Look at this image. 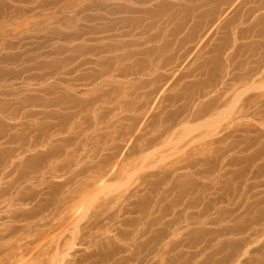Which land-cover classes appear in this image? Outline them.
<instances>
[{"label":"rangeland","instance_id":"374dc122","mask_svg":"<svg viewBox=\"0 0 264 264\" xmlns=\"http://www.w3.org/2000/svg\"><path fill=\"white\" fill-rule=\"evenodd\" d=\"M57 1L55 0V2H57L58 4L56 3L54 5H47L44 8V6L41 7V4L43 3L42 0L41 4L39 5V7L41 8L39 7L37 8L36 5H34V7L37 8V9L35 8L36 11L35 9H33V5L30 4L31 5L30 7L33 9L31 10L32 12H28L29 14L22 12L23 13L22 15L17 14L18 17L15 15L12 18L9 15H8L9 17L6 18L7 17L6 13L8 12V10H6L7 8L6 4L8 5L10 4L11 9H13L12 8L13 6H15L14 9L15 8L18 9L17 6L19 8L22 7L20 6L21 5L20 3L22 2L17 3V1H15L16 3L15 2L11 3V1L8 0L6 1V4L2 3L1 4L2 6H0L1 8L0 10H2L1 13L3 12V17L4 15H6V17H4L5 19L3 18L4 21L2 18H0V21L1 20L3 21V23L2 21L0 22V32H1L0 42L3 41L4 44L6 43L8 45L10 44L9 46L6 45L7 46L6 48V46L1 43L2 47H0V60L3 59L2 60L3 62L1 63L2 64L5 63V64L4 65L0 64V71H3V73L0 72V84H4L3 81H5L6 84L7 83L9 84L10 80L12 81L11 82L12 86H10L11 87L10 89L9 87L8 88L1 87L0 90L1 91L6 90L7 92L13 90V92L15 93L18 91L17 89H19V91L21 90L18 96L13 94L12 91L11 92L13 95L10 92L11 95L7 94L6 96H2V93L0 92L1 93L0 95V109H1L0 110V173L2 172L1 173L2 177L0 174V264H264V114H262L261 111L258 113V115L255 116L256 118H254V116H251L250 111H248L249 113L248 115H250V118H248L249 116L246 115L247 111H243V115L245 112L246 116L244 115L243 118L240 117V119H234V121L237 120V122L239 123V127L241 126L242 128H239L238 130L235 131L233 129V126L237 125V123L235 125H233L232 123L233 125L232 127H227L226 125L228 124L229 126V124H231L230 120L233 119L232 107L234 106V104L242 105L244 102H246V97H248L247 100H251L253 97H255V95H257L258 97L256 98V101L257 100L258 101L256 105L258 104L257 106H259L257 110H260L264 107L260 101L261 98H262L261 100H263L264 98L263 97L264 94H262V92H264L263 91L264 83L263 81L262 83L260 82L262 79L260 80L257 79V82L255 80L256 84L254 82V84L243 85L246 87L243 86H241V88L238 87V90L240 89L241 91L240 90L239 92H237L238 90L236 92L234 91L235 94L233 92V96L232 93L230 92L229 95L231 96V98H229L230 96L227 95L229 100L231 101L230 103L228 101V103L225 104L227 106L222 108V110L224 109L223 112L225 111L224 112L225 114L223 113V116L220 118L222 122L219 119L218 122H216L217 124H214L215 127L214 125L210 124L211 126L214 127V129H211L213 128L211 126H209L210 128H206V129L202 128L203 130L199 129L196 132V133L199 132L198 133L199 136H197L195 132H190L191 130L195 131L193 129H190V127L196 125L194 124L195 122H190V123L188 122V124L187 122H183L181 127L187 126L186 128L187 129L189 128L188 129L189 131L188 130L186 131V129H184L183 131L182 130L184 128L183 127L182 129H179L178 132V128L180 126L177 125L178 126V127L176 126L177 133L174 136L175 140L172 139L173 137L172 138L170 137L171 140L165 139V141L164 139L163 140L160 139L156 143L157 146L155 145L156 148L150 146L141 153L135 152L134 154L136 155L133 154L135 157L132 155L131 159L129 158L130 160L129 159H128L129 161L127 160V163H125L126 161L121 162V156L123 157L124 153H126V151H128L130 147H134V146L137 147L139 143H146L147 141H149L152 137H154V135H156V130L158 131L157 127L160 129L166 127V125L170 120V117L167 118L169 116L168 112L169 114L173 113L172 115L176 114L178 117H180L179 115L188 112L187 111L188 109L185 108V111L183 109V113L181 114L177 113L181 111L180 106L185 105L188 96H192L195 94L197 88L195 81L197 80L196 78L195 79L192 78L193 80L191 78H190L191 80L188 78L190 82L188 81L187 85H186L187 79H184L186 80L185 83L184 80H181L180 82L182 83L181 84L182 87L180 85H179L180 87L177 86L178 87L176 88L177 91H173V88H170L168 86H167L168 88L165 87L166 88L165 91L163 90L164 92H162L160 96L163 95L164 104L167 105L165 107L162 101L163 99H160L159 107H161L162 110L160 108L156 109V106H154L155 108H152V105H154V101H152V99L154 98V94H153L152 95L153 98L152 96L150 98L151 101L149 99L150 104L152 103L153 104L150 106L151 110L148 109L149 104L147 105L146 110H149L146 111L147 113L145 111L140 113L139 112L133 113L130 111H122V110L121 112H119L120 110H116L115 112H109L110 109L109 107L115 104L113 102L120 101L123 103H128L134 99V96H127L125 98L119 97L117 93H121L122 89L121 86L116 84H115L116 86L114 85L116 87L115 88L111 85H105L104 83L103 84L99 83L100 81L98 82L97 80L98 84L92 83L89 85L88 83L90 79L88 78L93 76L92 68H95L94 65L92 64H88L85 65V67H81L79 71L77 70V72L79 73L73 71L74 72L73 76L76 77V75H79L78 79L80 78V74L82 75L81 78L84 77L87 78L86 80L84 79L85 81H83V79L81 78L79 80H82L80 81L81 83L85 82L88 85L82 86L83 88L79 87L78 90L73 91L75 93H73L72 90L68 91V89H65L64 87L62 88V85L58 83L59 80L57 78H60L61 76L60 71L62 70H60V66L66 67V63L65 65L63 64V62L65 61L63 60V58L65 57L64 59H66V56L68 57L69 54L72 55L73 53L71 51L74 48H75L74 50L77 51L79 49L78 47H80V45L82 44L81 46L83 47V49L80 48L77 51L79 55H76V53H74L73 61H75V63H73V61L71 62L72 64L70 65H68L67 63L69 67L68 66L66 67L68 69L71 68V70H76V68L78 67V65L76 64H78L82 58L85 59L86 57L87 58L89 57V59L92 60L93 57L91 56L92 54H90L92 51V47L89 46L94 45L93 42L94 40L93 41L89 40L88 43H86L87 40L84 41L81 40V42L80 40L79 42L78 40H76V42L74 41L73 43L72 42L68 43L60 40L56 41V39H53L50 34H49L50 38H47L49 35H46L48 34V30L46 29L40 32L35 31L36 30L35 28L39 24L41 23L43 24L44 23L43 21L47 20V18L45 17L48 16L49 18V16L51 17V15L53 14H55L56 16L57 15L60 16L61 14L60 15L57 14L61 11L60 5L65 6L70 3L69 0H68L69 3L66 0H64V2H66L65 4L63 0H61V2L59 0ZM77 1L78 3H81V0H76V2ZM76 2L74 1L73 3H71V5L75 4V6H77ZM85 2L84 4L87 3ZM24 3L25 2H23V4ZM3 4L5 6H3ZM26 5H27L26 7H28L29 4L26 3ZM2 7L3 9L5 8L6 11H3ZM52 7L55 8L53 9ZM51 9L54 11H51ZM262 11L263 14H261ZM262 11L259 15L262 18H259V16H258L259 19L256 18L257 15L259 14L258 12H260L258 11L256 12V14L252 15L254 17L252 18L250 17L251 18L250 20L249 18L241 16L240 13L228 12L224 17V19H226L227 17L228 18L225 20V22L227 21L225 24L226 27L223 29L222 33L220 34L213 33L211 35V39H209V42L211 41L210 46L212 45L211 48L215 44H217V41L219 42L221 41L219 39V36L225 33H226L225 34L226 39L228 38L227 40H229L230 42L225 40L226 47H224L223 50V57H226L225 56L226 54L229 55L231 53H235L236 51H238V49L241 48H242L241 50L251 49L250 51H254L257 49V47L258 48L261 47L262 44L259 43H263L264 41L261 42V40H264V38L261 39L255 36L254 37L243 36L242 38V35L238 32H240L243 29L247 30L248 28L250 29V30L248 29V31L251 32L252 31L256 32L257 30L262 32L264 30L263 27L264 10ZM33 13L36 14L32 16L31 14ZM42 14L43 15L45 14L44 15L45 20L40 22L38 20H42L41 18L43 16L40 19H38V17L41 16ZM66 14L68 13H65L64 15L67 16ZM69 14L72 15V13ZM229 14H231V16H229ZM237 14L239 17H242L243 21L245 20L246 22L244 21L245 22L244 23L242 20H240L241 18L236 17ZM233 16L236 18L233 19ZM71 17H73V15ZM34 18L39 23L33 20ZM252 19L253 20L256 19V20L253 21ZM231 20L236 23L237 21L238 23L241 22L240 27L243 24L242 26L243 28L238 27L239 24L237 23L238 25H236V23L234 22L233 23L235 24L236 27L235 26L232 27L231 25L234 24L231 22ZM251 20L253 24L252 22L250 23ZM77 21L78 22L82 21L81 17L72 18L70 19L69 22L65 21L66 23L63 22V18H62V22L61 20L60 22L61 24L63 23L64 25L63 24L60 25L58 20L56 22L52 20L51 24L56 27L61 26L60 28L62 29V31L64 32L66 31V33L68 32L69 34L70 32L73 33V30L76 28H77L76 30L78 31L79 24H80L79 30H82L81 25H84L83 28L85 27V29L86 27L89 26L90 27L95 26L93 24L94 22L93 20L86 21L85 19H83L82 22H85L83 24H81L82 22L76 23ZM91 21L93 22L90 23ZM52 22L55 23L53 24ZM56 23H58L59 26L56 25ZM94 23H96V25L102 24L101 21H96ZM12 24H16V26L13 27ZM51 24L50 25L47 24V27L48 28H50L49 26L53 27ZM74 24H76V26ZM228 24L232 27V29L231 27H229L230 29L227 27L229 26ZM258 24L261 26H259ZM32 25L33 26L37 25V26L33 28ZM9 26L12 27L8 28ZM257 26L260 27L261 29H259ZM15 27H16V33L13 32L12 34V31H15ZM90 27L88 29L92 28ZM237 27L239 28L240 31L238 30ZM1 28L3 30L4 28H6L5 29L6 31H4L6 35L4 34V36H2L3 30H1ZM33 30L34 32H32ZM225 30L226 32H224ZM234 30L236 31V33ZM232 31L235 33V34L233 33L234 35L232 34ZM42 32H44L45 34ZM40 34L41 36H39ZM42 34L44 35L42 36ZM97 35L99 36V34ZM213 35L215 36L213 37ZM235 35L237 40L234 37ZM44 36L45 37L47 36L46 37L47 40L52 39L53 41L52 40L51 42L50 40L45 41L46 39ZM230 36L234 37L232 38L233 40L231 39ZM5 37L6 40L4 39ZM22 37L24 38L26 37L25 39L27 40L23 39ZM31 37L35 39H32ZM36 37L42 39L41 40L38 38L37 40L39 41L40 44L36 41L37 39ZM250 37L251 39L254 38L255 40L254 39L253 40L256 43H254L253 40H249V39H246L248 41L245 40V38H250ZM87 38L90 39L94 37L93 35L91 36L87 35ZM242 39L245 40L246 42H244ZM226 41L229 43H226ZM240 41H242V44L239 43ZM11 42L12 44L13 42L16 43L19 42V43H17V47L13 48L15 45L13 46ZM26 42L27 44H29L28 47H30L31 46L30 43H32L35 51L33 50V46H31V48L28 49L26 44L25 47L24 44ZM44 42L47 43L45 46H44L45 44ZM236 42H238L239 44ZM104 43H106V41H104ZM42 44L44 47L43 46L41 47ZM21 46L22 47L24 46L25 48L22 49ZM234 46H236L233 49L235 51H233L232 49H231L232 51L229 50ZM243 46L246 47V49ZM19 47H21L20 49L22 50L23 53L21 52V50L18 51ZM68 47L69 48L71 47V49L69 50ZM46 48L48 50H46ZM58 48L59 50H57ZM65 48L68 49L67 50L68 54L65 51L66 50ZM85 48L86 51H84ZM49 49L50 50L54 49L55 51L51 50L50 52ZM81 49L83 50V52L86 53L88 50L87 54L89 56H87V54L85 55V53L83 54V52L80 51ZM27 51L29 53H27ZM47 51L50 52V55L47 53ZM79 51L83 55L82 54L80 55ZM40 52H43L44 54L46 52L48 54V57L46 55V58L44 59L43 58L45 57L44 54H41ZM62 52L65 53V55ZM21 53L23 54L24 57L22 56ZM24 53L26 54L24 55ZM38 53H40L41 55H38ZM29 54L32 56L34 55L35 58H37V60L35 59V63H33V65H28V66H32L33 68L35 65V68L34 69L32 68L33 70H30L31 72H29V75H33L31 77L32 79L34 77L33 79L34 81L31 82L33 86H29L32 90L29 89L28 87V89H24L26 92L28 90V92L26 93L24 91L23 93L22 92L23 88H26V85L25 84L23 85L22 80L24 79L23 82L26 83L31 78L28 77L27 71L29 70V68H27V65L25 64L26 62L25 61L23 62L22 60H24L25 58L26 61L28 62L27 56ZM209 55L210 53L208 54V56ZM28 57L30 60L32 59L31 56ZM239 58L241 59L243 58V56ZM60 59H62L63 61H61ZM199 59L196 60L193 59V60L196 62V64H199L203 60V58L201 60ZM12 60L16 62L14 63ZM42 61H43V65L40 64ZM10 62L11 63L13 62L14 65L13 63L11 64ZM32 62L34 61L31 60L29 63ZM44 63L47 64L46 65L47 68L44 66L45 65ZM58 63L60 64V66ZM22 64L23 66H21ZM36 64L37 66L38 65L40 66L42 73L45 71V69L42 68V66L45 67L46 70L48 69L47 71H45V73H48L49 70H50L49 73L55 71L52 72L51 74L53 75L55 73L54 76L56 78H54V76L51 75V78L49 77L50 79L49 78L47 79L46 76L47 74L40 73L41 70L39 69V67L36 66ZM54 64H56L55 67L59 66L56 67L57 70L54 69L55 67H53L52 69V66H50ZM222 64H224V60L222 61ZM25 65H26V69H25L26 71L24 70V72H21L23 70L21 71L19 70L20 72H18V69H21L22 67H23L22 69H24ZM48 65L52 70L48 68L49 67ZM73 66L75 69L72 68ZM207 67L208 69L211 68L210 65H208ZM88 68L91 69L90 72ZM35 69H37L38 71ZM58 69L60 71H58ZM39 73L42 74L41 77L38 75ZM26 75L28 79L25 78ZM36 75H38L37 77H40L41 80L43 79L42 78L43 76H46L42 81L43 83H41L42 85L41 87L38 84L41 82V80L40 82H38L40 78L38 79ZM128 79L129 78L124 79V81L125 80L127 81ZM79 80L76 81L77 84L80 83ZM130 80H133V78ZM50 83H53L52 85L55 86L57 85V86L52 88V85ZM70 83H75V82H70ZM106 83L112 84L109 81ZM189 83L193 85L195 90L193 89L192 85L188 87ZM45 84H47V86L51 88L50 91L52 93L49 91L48 93L50 94L45 93L48 90L47 89L45 91V88H48V87L44 88V86H46ZM93 84L96 85L93 86ZM185 85L190 89L192 87V90L194 91L188 89ZM12 87L16 88L17 91L12 89ZM57 87L60 90L56 89ZM41 88L44 89L45 91V92L43 91L44 93L39 91L41 90ZM169 88L172 89L171 90L172 93H176V95L175 94L171 95V91L168 92V90H170ZM52 89L55 91L53 92ZM62 89H64L65 91L67 90L66 91L67 94L64 95L63 98L60 97L63 94L62 92H64V90ZM89 89L91 93L88 92ZM178 90L180 91L178 92ZM98 91L99 93H97ZM183 91H186L185 92L186 94L183 93ZM250 91L252 95L249 94ZM68 92L69 93L71 92L70 94L71 95L74 94V95L71 96L70 94H68ZM79 92L81 94L83 93L86 94V95L85 94L81 95L84 98L80 96ZM163 93H165L166 95L168 94L167 97L170 98H167ZM259 95H262L261 98ZM171 96L172 97L177 96V97L174 101L173 100L170 101L169 99H172ZM183 96L186 98L183 99ZM235 98L236 101L235 100L233 101V99ZM44 99L45 101H43ZM59 99H62L63 102L62 100L60 101ZM166 99H168L167 101H170L169 105ZM204 99L203 98H201V100L198 99V102L196 99L195 101L197 103L192 100L191 101L192 104L191 103L189 104L190 106L191 105L194 106L197 104V106L193 107V109H196V107L198 108L201 103L203 104L206 101V99L205 100ZM54 100L58 105L51 106L50 105L51 103L50 104L48 103V106H51V108L46 105V101L54 102ZM178 100L180 102H178ZM70 101L73 103L76 102L77 104H73ZM172 101L175 102V104ZM256 101L254 100V102ZM110 102L112 103V105ZM194 102L195 104H193ZM70 103L74 105L73 108L71 107L72 105ZM54 104L55 103H53V105ZM229 104L231 105L230 107ZM77 105H79V108L77 107ZM82 105L84 107H82ZM175 105H177L176 107H179V111L178 109H176V107L174 108ZM163 107L165 108L163 109ZM167 107L174 109H172L171 112V109L169 111V108ZM14 108L17 110L15 111ZM9 109H11V111H9ZM152 110L154 112H152ZM174 110L175 111L177 110V112H175ZM190 110L191 109L189 108V111ZM161 112L164 115L165 114L166 115L164 116ZM47 113L49 114V116ZM260 113L261 115L259 116ZM186 115H184L183 117H185ZM11 116H13L15 119ZM94 116L96 117V120L98 118L100 123L102 122L105 123L101 125H99L100 123L97 125L93 124L91 128L87 129L88 123H91L92 121L94 123L95 119L92 121L90 120L91 118L93 119ZM101 117L104 121L101 119ZM229 117L231 118L228 119ZM106 119L107 122L105 121ZM251 119H253V121H250ZM117 120H120V123L121 121L124 123H122L120 127H118L119 126L118 124L117 128L115 129L109 126L110 123L112 122L114 123ZM240 120L241 122H239ZM248 122L250 123L251 126H248L249 125ZM115 124L117 125V123ZM139 124L140 125L143 124V125L139 126ZM183 124H185L186 126ZM189 124L192 125L190 126ZM82 126H84L86 130ZM246 126H248L249 129ZM67 128L68 129L70 128L69 129L70 132L69 130H67ZM231 128L233 131L230 130ZM181 130L183 131V134L180 133ZM200 130H202V132L204 133L200 132ZM204 130L207 133H210L208 134L209 139L207 138V136L204 139V134H206ZM65 131L68 134L65 133ZM91 132L92 133L94 132L95 134H92ZM187 132L191 136L193 133L195 134H193L194 136L191 137ZM211 132L212 134L214 132L215 134L220 133V136L219 135L217 136L216 134L215 137V135H213V137H215L213 139L211 136L212 135ZM228 132L229 133L231 132L230 135H228ZM233 132H235L237 136L236 134L234 135ZM91 134L93 137H91L90 140L88 139L89 141H86L85 136L89 138ZM177 134H181L180 136L184 135V137L179 138L178 137L179 135ZM200 134L202 136H200ZM232 134L234 138H230L231 140L230 139L229 140L230 142L233 143H230L228 142L229 140L227 141V139L229 136L232 137ZM70 135L71 136L73 135L74 137L73 136L70 137ZM227 135L228 137H226ZM221 136L222 137L225 136L224 139L225 138L226 139L224 141H227L226 144L228 143L236 144V140L238 138H239L238 140H240V142L237 141L238 142L237 145L239 144L238 147L237 145H235L233 150H230L227 153H225L224 161L223 163L220 164L221 168H219V165H217L215 169L214 163L210 162L209 164L200 166L202 172L199 175H194V176L186 175L188 171H193L196 168L195 169L191 168L192 170L188 169L187 172L185 170L183 171L177 170L179 171V172L176 171L177 173L172 171L173 164L174 165L177 164L176 165L177 167L179 164H183L184 162H186L188 158L191 159L193 156L194 157L195 155L197 156L196 153L203 152L202 149L204 147H207L205 146L206 144L211 143L210 141L216 140L218 139V137ZM49 137L51 138L54 137V138L51 139ZM120 137L123 139H121ZM194 137L196 138L192 139ZM71 138L74 141H71L72 140ZM188 139L190 140L192 139L191 142L186 141ZM205 140H207L209 143L204 142ZM66 141L69 143H67ZM84 141L85 143L86 142L88 143H86L85 145ZM202 141L204 142L205 145L203 143L202 145H200ZM163 142H166L167 144ZM197 142L200 144H198ZM196 143L200 145V147L203 145L204 147L203 148L201 147L202 149L201 148L198 149ZM172 144L173 145L177 144L175 145V147L177 146L178 147L181 146V147L179 148L177 147L176 149L175 147H173ZM183 145H185V147H182ZM36 146L38 149L36 148ZM61 146H63L62 149L58 148ZM192 146L195 147V150L193 149L194 147L191 148ZM41 147L42 148L45 147V148L42 149ZM172 147L175 148V150ZM31 148L33 150H31ZM185 148H187L188 150ZM50 150L52 152H49ZM183 150L186 151L181 153ZM188 151L191 153L188 154L187 153ZM78 152L81 154H79ZM142 154L145 157H143ZM184 155H186L187 158ZM141 157H142V161H141ZM183 157L185 158L183 159ZM177 158L182 161L179 160L180 162H178ZM118 159L120 161H118ZM185 159L186 161H184ZM116 161H118L121 165H124L125 163L123 168L125 170L121 172L122 174L120 173V175H118L117 177H112L109 178V180H105L106 183L102 188H95L96 184H94L95 182L93 181L96 180L90 179L87 175L91 174L93 171L97 169L100 170L102 168H105L106 165L108 166V168L106 167V169H109V167L112 164H114ZM174 161H176V163ZM207 169H209V171H207ZM81 170H83V174L79 175ZM85 175L89 178V182H88V178H86ZM68 176L71 179H69ZM72 178H74L75 182L73 181ZM64 181H68V183L69 182L70 183L66 184L65 186L64 184H62ZM79 182L81 183L86 182V185L88 184L89 185L88 187L86 186L85 188H83V186H81V183ZM84 190H86V192ZM77 195H79L80 197ZM77 197L79 198V200ZM218 198H222V200H220L219 202ZM156 199H157V203L154 202V200L156 201ZM76 201L77 204H75ZM152 205L153 206L155 205L154 209L158 205L156 211H158L159 209L161 211L163 210L161 214V219L156 224H153L150 219L154 218L155 216H159L160 213L159 212L157 213L156 211L151 212L150 209H153ZM72 206H75L77 208L79 207V209L76 211V208Z\"/></svg>","mask_w":264,"mask_h":264},{"label":"bare ground","instance_id":"6f19581e","mask_svg":"<svg viewBox=\"0 0 264 264\" xmlns=\"http://www.w3.org/2000/svg\"><path fill=\"white\" fill-rule=\"evenodd\" d=\"M6 1H8V0H0V6H2L1 4L2 3H4V4H6ZM11 1V3H14L15 1H17V3L18 2H22V3H20V4H18V5H20V6H22L21 8H19L18 6H17V8L18 9H14V7L15 6H13L12 8L14 9H11L10 8V4L8 5V4H6V6H7V8H6V10H8V14L6 13V15H7V17H6V15H4V17H6V18H8L9 16L12 18L13 16H17L18 17V15L17 14H20V15H22L23 13H28V12H32L31 10H33V9H35L36 7L38 8L39 7V5L41 4V1L42 0H10ZM57 1V0H56ZM60 2H61V0H59ZM67 2H68V0H66ZM76 2V0H69V4H67V5H65V6H63V5H60L61 6V8H60V12L59 13H57V14H61L60 16H56L55 14H53V15H51V17L49 16V18H48V16L47 17H45V18H47V20L46 21H43V20H45L44 19V15L42 14L41 16H39L38 17V19H40L42 16V20H38V21H43L44 23L42 24H37L36 26H33V25H35V24H33L32 26H33V28L34 27H36L35 29V31L37 32H40V31H44L45 29L46 30H48V34H46V35H51L52 36V38L53 39H56V41H58V40H60V41H65V42H68V43H73L74 41L76 42V40H78V42H79V40H80V42H81V40H87L86 41V43H88V41L90 40V41H93L94 42V45L93 46H89V47H92V51H91V49H90V51H91V53L90 54H92L91 56L93 57L92 58V60L91 59H89V57L87 58H82L81 56V61H79V63L78 64H76V65H78V69L76 68V70H71V68L70 69H68V68H66L68 65H70V64H72L71 62L73 61V57H74V53H76V55H79L78 54V50L80 49V48H82L83 49V47L80 45V47H78L79 49L77 50V51H75L74 49L71 51L73 54V56L72 55H70L69 54V56L67 57L66 56V59H64L63 58V60H65L64 62H63V64L65 65V63H66V67H62V66H60V64H59V66H60V70H62V71H60L59 69H58V71H60L61 72V76H60V78H57L59 81H58V83L60 84V85H62V88L64 87L65 89H68V91H70V90H72V92L73 91H76V90H78L79 89V87H82V86H86V85H90V84H92V83H97L98 84V82L99 83H104L105 85H111V86H113V87H115L116 85H119V86H121V89H122V92L121 93H117L118 95H119V97H121V98H125V97H127V96H134V99L133 100H131V102H128V103H123V102H118V101H115V102H113V103H115V104H113L112 105V101L110 102L111 103V105L112 106H110L109 108V112H115L116 110H120L119 112H121V110L122 111H130V112H133V113H135V112H143V111H149V110H151V105L153 104H150V101H151V96L154 94V98H153V96H152V101H154V105H152V108H155L154 106H156V109H158V108H160L161 109V107H159V101H160V99H163V95L162 96H160L161 95V93L162 92H164L165 91V87H170V88H173V91H177V89L176 88H178L177 86H181V80H184V79H187V81L186 80H184V83H185V81H186V85H187V82L189 81V79L191 78H196V80L197 81H195V83H196V86H197V88H196V92H195V94L194 95H192V96H188V98L186 99V102L183 100L184 98H186V97H184L183 96V101L185 102V105H181L180 106V110L182 111H179V107H176L177 105H175L174 106V108L176 107V109H178V111L179 112H177V110L175 111V112H177V113H183V109H184V111H185V108L186 109H188L187 111V113H184V114H182V115H179L180 117H178L176 114H174V115H172L173 113H171L172 112V109H174V108H169V107H167V108H169V111H170V109H171V114H169V112H168V110H167V112H168V117L167 118H169L170 117V120H169V122H168V124L166 125V127H163L162 129H160V128H158L157 127V129H158V131L156 130V135H154V137H152L149 141H145L146 143H139V145H137V147H130L129 148V150L128 151H126V153H124V155H123V157L121 156V162H123V161H126L125 163H127V160L130 158L131 159V156L135 153V152H138V153H141V152H143V151H145L148 147H150V146H152V147H155V145H156V143L158 142V140H160V139H164V141H165V139L167 140H171L170 139V137L172 138V139H174V136H175V134L177 133V129H176V126L177 125H179L180 127L182 126V123L183 122H187V124H188V122L190 123V122H195L194 124H196V125H194L193 127H190V129H193V130H195V131H190V132H197L199 129H206V128H210L209 126H211L210 124H212V125H214V124H217L216 122H218V120L223 116V113L225 112H223V110H222V108L223 107H225V106H227V105H225L226 103H228V101H229V103H230V101L231 100H229V98H231V96L229 95L230 94V92L232 93V96H233V92L235 91H237L238 90V87H240L241 88V86H243V85H248V84H254V82H255V80H256V82H257V79H262L260 82L262 83V81H263V83H264V40H261V42H263V43H259V44H262V46L261 47H257V49L256 50H254V51H250V50H241V49H238V51H236L235 53H231L230 51V53L231 54H229V52H228V54L229 55H225L226 57H223V50H224V47H226L225 46V40H227L226 39V33L225 34H223V35H221V36H219V39L221 40L220 42L219 41H217V44H215L212 48H211V46H210V42H209V39H211V35L213 34V33H216V34H220V33H222V31H223V29L226 27L225 26V24H226V22H225V20L228 18H226V19H224V17H225V15L228 13V12H233V13H240V15L241 16H243V17H246V18H249V20L252 18V17H254V16H252V15H254V14H256V12H258V11H260V12H258L257 14V17L256 18H258V16L260 15V13H261V11L262 10H264V0H81V3H78V1L76 2L77 3V6H75V4H73V5H71V3H73V2ZM23 2H25L24 4H23ZM58 2V1H57ZM57 2H55V0H43V3L41 4V7L42 6H44V8H45V6H47V5H54V4H56ZM63 2H64V0H63ZM63 2H62V4H63ZM80 2V1H79ZM84 2L86 3V4H84ZM16 3V2H15ZM26 3H28L29 5H28V7H26L27 5H26ZM66 2H64V4H65ZM3 4V6H5ZM33 5V9L30 7L31 5ZM58 4V3H57ZM34 5H36V7H34ZM23 6H25V7H23ZM63 6V7H62ZM41 7H39V8H41ZM36 8V9H37ZM48 8H50V7H48ZM53 9L55 8V7H52ZM57 8V7H56ZM1 9V8H0ZM2 9H3V7H2ZM36 9H35V11H36ZM5 10V8L3 9V11H6ZM1 11L2 10H0V18H4L3 17V12L1 13ZM38 11V10H37ZM51 11H54V10H52L51 9ZM23 12V13H22ZM46 12V11H45ZM38 13V12H37ZM40 13V12H39ZM48 13V12H47ZM65 13H68V14H66L68 17H71L72 15H73V17H71V18H68L67 16H65L64 14ZM69 13H72V15H70ZM1 14H2V17H1ZM29 14V13H28ZM36 14V13H35ZM34 13L33 14H31L32 16L33 15H35ZM50 14H52V13H50ZM232 14V13H231ZM231 14H229V16H231ZM261 14H263V11H262V13ZM9 15V16H8ZM24 15H26V14H24ZM64 15V16H63ZM236 15V14H235ZM37 16V15H36ZM264 16V15H263ZM75 17H81V20L83 21V19H85L86 21H88V20H93L94 22H96V21H101V23L102 24H100V23H97V24H100V25H96V23H94L93 21H91L90 23H92L93 22V24L95 25L94 27H90L91 29H88L89 27H86V29H85V27L83 28V26L84 25H81L82 26V30H79V28H80V24L78 25L79 27H78V31L76 30V29H74L75 30V32H74V30H73V33H71L70 32V34L67 32L66 33V31L64 32V31H62V29L60 28L61 26H59L58 25V23H56V25H58L59 27H56V26H53L52 24H51V21L53 20V21H59V23H60V25H62L61 24V22H62V18H63V22L64 23H66L65 21H70V19H72V18H75ZM236 17H239L238 16V14H237V16ZM236 17H234L233 16V19L234 18H236ZM251 17V18H250ZM229 18H231V17H229ZM239 18H241L240 20H242V17H239ZM259 18H262V17H260L259 16ZM258 18V19H259ZM5 19V18H4ZM4 19H3V21H4ZM10 19V18H9ZM18 19V18H17ZM245 19V18H244ZM14 20V19H13ZM33 20H35V18L33 19ZM60 20H61V22H60ZM229 20V19H228ZM238 20V19H237ZM236 20V21H237ZM247 20V19H246ZM253 20V19H252ZM252 20L250 21V23L252 22ZM256 20V19H255ZM255 20H253V21H255ZM262 20V19H261ZM2 21V20H1ZM0 21V22H1ZM3 21H2V23H3ZM36 21V20H35ZM38 21H36V22H38ZM82 21H79V22H82ZM239 21V20H238ZM238 21H237V23H238ZM243 21V20H242ZM245 21V20H244ZM243 21V22H244ZM263 21H264V17H263ZM6 22V21H5ZM12 22V21H11ZM15 22V21H14ZM13 22V23H14ZM50 22V23H49ZM54 22V23H55ZM78 21L76 22V23H79ZM230 22V21H229ZM231 22L233 23L234 21H232L231 20ZM242 22V23H243ZM246 22V21H245ZM244 22V23H245ZM249 22V21H248ZM257 22V21H256ZM31 23V22H30ZM39 23V22H38ZM53 23V22H52ZM53 23V24H54ZM83 23H85V22H82L81 24H83ZM89 23V22H88ZM89 23V24H90ZM232 23H230V24H232ZM234 23H236V22H234ZM233 23V24H234ZM236 23V25H238L239 24V26L238 27H240V25H241V22H239L238 24ZM249 23V24H250ZM47 24L48 25H52L53 27H51V26H49L50 28H48L47 27ZM248 24V25H249ZM252 24H253V22H252ZM257 24V23H256ZM13 25V27L14 26H16V24H12ZM64 25V24H63ZM75 26H76V24H74ZM229 25V24H228ZM259 25V24H258ZM1 26H3V25H1ZM232 27L233 26H235V24L234 25H231ZM230 25L229 26H227L228 28L229 27H231ZM242 26H243V24H242ZM240 27V28H243V27ZM244 26H246V25H244ZM251 26V25H250ZM249 26V27H250ZM259 26H261V25H259ZM10 27H12V26H9L8 28H10ZM46 27V28H45ZM74 27V26H73ZM72 27V28H73ZM232 27H231V29H232ZM236 27V26H235ZM237 27V28H238ZM254 27H255V25H254ZM258 27V26H257ZM264 27V26H263ZM32 28V29H33ZM71 28V29H72ZM246 28H248V27H246ZM259 29H261L260 27H258ZM6 28H4V30L1 28V30H3L2 32H3V35L2 36H4V31H6L5 30ZM230 29V28H229ZM235 29V28H234ZM249 29V28H248ZM248 29L247 30H239V28H238V30L240 31V32H238V33H240L241 35H242V38H243V36H255V37H257V38H264V34H263V32H264V30L261 32V31H256V32H251V31H248ZM257 29V28H256ZM263 29V28H262ZM13 30V29H12ZM236 30V29H235ZM234 30V31H235ZM250 30V29H249ZM251 30H252V28H251ZM11 31V30H10ZM70 31V30H69ZM229 31H231V30H229ZM13 32H15L16 33V27H15V31H12V34H13ZM32 32H34V30L32 31ZM36 32H35V34H36ZM224 32H226V30L224 31ZM223 32V33H224ZM1 33V32H0ZM30 33V32H29ZM42 33H44V32H42ZM231 33V32H230ZM234 32L232 31V34H233ZM235 33H236V31H235ZM234 33V34H235ZM238 33H237V35H238ZM7 34H8V31H7ZM34 34V33H33ZM32 34V35H33ZM45 34V33H44ZM44 34H42V36L44 35ZM97 34H99V36L97 35ZM233 34V35H234ZM240 34H239V36H240ZM1 35V34H0ZM6 35V34H5ZM50 35L47 37V38H50ZM87 35L89 36H91V35H93V37L95 38V36H96V38L94 39V38H90V39H88L87 38ZM95 35V36H94ZM39 36H41V34L39 35ZM98 36V37H97ZM215 35H213V37H214ZM218 36V35H217ZM232 36V35H231ZM230 36V37H231ZM30 37V36H29ZM45 37V36H44ZM45 37V41H49L50 40V42H51V40L52 39H49V40H47V38ZM228 37V36H227ZM235 37V39L237 40V38H236V35L234 36ZM234 37H231V39L232 38H234ZM251 37L250 38H245V40L246 39H249V40H253V39H251ZM1 38V37H0ZM23 39H25L24 37H22ZM27 38H28V36H27ZM32 39H35V38H33V37H31ZM37 38V37H36ZM39 38V37H38ZM38 38L36 39V41L38 40ZM43 38V37H42ZM5 40H6V37L4 38ZM39 39H41V38H39ZM44 39V38H43ZM62 39V40H61ZM213 39V38H212ZM239 39V38H238ZM15 40V39H14ZM25 40H27V39H25ZM42 40V39H41ZM40 40V41H41ZM214 40V39H213ZM233 40V39H232ZM241 40V39H240ZM243 40V39H242ZM243 40L244 42H246V41H248V40ZM255 40V39H254ZM253 40V41H254ZM2 41V40H1ZM10 41V40H9ZM17 41V40H16ZM20 41V40H19ZM23 41V40H22ZM21 41V42H22ZM36 41H35V43H36ZM53 41V40H52ZM104 41H106V43H104ZM227 41H229V40H227ZM226 41V43H229V42H227ZM235 41V40H234ZM239 41V40H238ZM252 41V42H253ZM32 42V41H31ZM38 43H39V41H37ZM93 42H92V44H93ZM213 42V41H212ZM258 42H259V39H258ZM4 44L3 43V41L2 42H0V44ZM10 43V42H9ZM17 43H19V42H17ZM17 43L16 42H13V44H12V42H11V44L14 46L13 48H15V47H17ZM42 43V42H41ZM45 43V42H44ZM64 43V42H63ZM67 43V44H68ZM83 43V42H82ZM86 43H84V44H86ZM236 43H238V42H236ZM239 43H241L242 44V41H240ZM238 43V44H239ZM248 43H250V42H248ZM254 43H256L255 41H254ZM2 44L0 45V47H2ZM27 44V42L24 44V46ZM34 44V43H33ZM40 44V43H39ZM38 44V45H39ZM47 43H45L44 44V46L46 45ZM213 44V43H212ZM5 46L6 45H8L7 43L6 44H4ZM10 45V44H9ZM8 45V46H9ZM11 45V46H12ZM19 45V44H18ZM30 45L31 46H33L32 45V43H30ZM37 45V44H36ZM60 45V44H59ZM77 45V44H76ZM86 45H88V44H86ZM227 45V44H226ZM234 45H237V44H234ZM246 45V44H245ZM254 45V44H253ZM22 47V49L23 48H25V47ZM29 46V44H27V47ZM31 46L30 47H28V49H30L31 48ZM43 46V44L41 45V47ZM43 46V47H44ZM58 46V45H57ZM229 46V45H228ZM231 46H233V45H231ZM250 46V45H249ZM248 46V47H249ZM21 47H19V50L18 51H20L21 49ZM35 47H37V46H35ZM40 47V46H39ZM39 47H38V49H39ZM40 47V48H41ZM50 47V46H49ZM52 47V46H51ZM76 47V48H77ZM86 47V46H85ZM236 46H234L233 48H228L229 50H233L234 48H235ZM244 47V46H243ZM253 47V46H252ZM6 48H7V46H6ZM8 48H10V47H8ZM48 48V47H47ZM46 48V50H48ZM57 48V47H56ZM211 48V49H210ZM245 49H246V47H244ZM243 48V49H244ZM11 49H12V47H11ZM38 49H37V51H38ZM45 49V48H44ZM55 49V48H54ZM53 49V50H54ZM60 49H62V48H60ZM66 49V48H65ZM68 49L70 50L71 49V47L69 48L68 47ZM68 49H66L65 51L67 52V50ZM80 50L81 52H83V50ZM33 50L35 51V49H34V46H33ZM50 50V49H49ZM52 50V49H51ZM51 50H50V52H51ZM52 50V51H53ZM57 50H59V48L57 49ZM231 50V51H232ZM11 51V50H10ZM29 51V50H28ZM27 51V53H29ZM31 51V50H30ZM55 51V50H54ZM64 51V50H63ZM64 51V52H65ZM80 51H79V53H80ZM84 51H86V48L84 49ZM233 51H235V50H233ZM241 51H243V52H241ZM14 52V51H13ZM21 52H22V50H21ZM33 52V51H32ZM44 52V51H43ZM43 52H40L41 54H44ZM50 52L49 51H47V53L50 55ZM61 52V51H60ZM59 52V53H60ZM70 52V53H71ZM226 52V51H225ZM23 53V52H22ZM21 53V54H22ZM40 53H38V55H41ZM46 52H45V54H44V56L45 57H43L44 59L46 58V55H47V57H48V54H47ZM52 53H55V52H52ZM57 53V52H56ZM63 53V52H62ZM85 53V55L88 53V50H87V53L86 52H83V54ZM210 53V55L208 56V54ZM17 54V53H16ZM19 54V53H18ZM26 53H24V55H25ZM64 55H65V53H63ZM67 54H68V52H67ZM82 53H80V55H81ZM82 54V55H83ZM36 55H37V53H36ZM57 55V54H56ZM207 55V56H206ZM16 56V55H15ZM22 56H23V54H22ZM21 56V57H22ZM28 56H31L32 57V61H34V62H32V63H29L31 60L29 59V57ZM27 56V59H28V62L26 61V59L24 58V60H22L23 62L25 61L26 63V65H27V68H29V70L27 71L28 72V77H30L31 79V81L30 80H28L26 83H24L23 81H24V79L22 80V83H23V85L25 84L26 85V88H23V93H24V89H28V87L29 86H33L32 85V81H34L33 79H34V77H33V79H32V77L31 76H33V75H29V72H31L30 70H33L34 68H35V65H34V68L32 67V66H28V65H33V63H35V59L37 60V58H35V56L33 57L32 55H28ZM55 56V55H54ZM58 56H59V54H58ZM61 56H63V55H61ZM87 56H89L88 54H87ZM243 56V58H239V57H242ZM6 57H7V55H6ZM9 57H11V56H9ZM24 57V56H23ZM26 57V56H25ZM36 57H38V56H36ZM40 57H42V56H40ZM76 57V56H75ZM78 57V56H77ZM197 57V58H196ZM199 57H200V59H199ZM206 57V58H205ZM4 58V57H3ZM17 58V57H16ZM15 58V59H16ZM33 58H34V60H33ZM56 58V57H55ZM203 58V60L199 63V64H196V62L193 60V59H199V60H201ZM226 58V59H225ZM237 58H238V60H237ZM9 59H11V58H9ZM72 59V60H71ZM76 59V58H75ZM3 59H1L0 60V64H2L1 62H3L2 61ZM18 60V59H17ZM19 60H20V58H19ZM58 60V59H57ZM61 61H63L62 59H60ZM60 60H59V62H60ZM193 60V61H192ZM224 60V64H222V61ZM13 61V60H12ZM21 61V62H22ZM198 61V60H197ZM14 63L16 62V61H13ZM12 62V63H13ZM19 62V61H18ZM76 62H77V60H76ZM195 62V63H194ZM11 63V62H10ZM11 63V64H12ZM14 63H13V65H14ZM28 63V64H27ZM38 63V62H37ZM67 63H68V65H67ZM73 63H75V61H73ZM5 64V63H4ZM4 64H2V65H4ZM40 64H42L43 65V61L40 63ZM45 65V67H46V63H44ZM53 64V63H52ZM62 64V63H61ZM62 64V65H63ZM88 64H92V65H94V67L95 68H92V72H93V76L92 77H89L88 79H90L89 80V83L87 84V83H81L80 81H82V80H79L80 78H81V74H80V78L78 79V77H79V75H76V77L75 76H73L74 74V72L73 71H75L76 73H79V72H77V70L79 71L80 69H81V67H85V65H88ZM26 65L24 66V69H18V72H20L21 70H23V71H21V72H24V70L26 69ZM55 65L56 64H54V65H50V66H52V69H53V67H55ZM63 65V66H64ZM208 65H210V67L211 68H209L208 69ZM21 66H23V64L21 65ZM36 66H37V64H36ZM49 66V65H48ZM50 66L48 67V68H50ZM59 66H56V67H59ZM90 66V65H89ZM15 67V66H14ZM37 67H39V69H40V66L38 65ZM36 67V68H37ZM45 67H43L42 66V68H44L45 69V71H47L46 70V68ZM56 67L54 68V69H56ZM69 67V66H68ZM92 67V66H91ZM207 67V68H206ZM33 68V69H32ZM62 68V69H61ZM72 68H74V66L72 67ZM223 68V69H222ZM38 69V68H37ZM37 69H35V70H37ZM38 69V70H39ZM51 69V68H50ZM51 69V70H52ZM75 69V68H74ZM85 69V68H84ZM83 69V70H84ZM89 69V68H88ZM20 70V71H19ZM37 70V71H38ZM41 70V69H40ZM57 70V69H56ZM90 70L91 69H89V72H90ZM26 71V70H25ZM45 71L43 72L44 74H47L46 76H47V79L50 77L51 78V73L52 72H55V71H52L51 73H49L50 72V70L48 71V73H45ZM57 71V72H58ZM87 71V70H86ZM0 72H2L3 73V71H0ZM26 72V73H27ZM81 72V71H80ZM91 72V73H92ZM17 73V72H16ZM26 73H24V74H26ZM40 73H42V70H41V72ZM38 74L40 77H41V75L43 74ZM18 74V73H17ZM16 74V75H17ZM23 74V75H24ZM55 74V73H54ZM54 74L52 75V76H54ZM83 74V73H82ZM20 75V74H19ZM38 75H36V77L38 76ZM49 75V76H48ZM6 76V75H5ZM15 76V75H14ZM46 76H43L42 78V80H41V78L40 77H37L38 79H39V81H38V79H37V81L38 82H40V80H41V82L40 83H38L39 85H40V87L42 86L41 85V83H43L42 81L44 80V78L46 77ZM59 76V75H58ZM57 76V77H58ZM11 77H12V75H11ZM22 77V76H21ZM28 77H27V75H26V77L25 78H27L28 79ZM2 78V77H1ZM15 78V77H14ZM49 78V79H50ZM54 78H56L55 76H54ZM53 78V79H54ZM117 78V79H116ZM127 78H129L127 81L125 80L124 81V79H127ZM133 78V80H130V79H132ZM189 78V79H188ZM223 78H224V80H223ZM6 79H7V77H6ZM16 79V78H15ZM26 79V80H27ZM81 79H83V81H85L87 78H81ZM85 79V80H84ZM91 79H93V80H91ZM120 79H122V80H120ZM190 79V80H191ZM4 80V79H3ZM79 80V82L80 83H76V81H78ZM97 80H98V82H97ZM129 80H130V82H129ZM193 80V79H192ZM258 80V81H259ZM36 81V80H35ZM36 81V82H37ZM48 81H50V80H48ZM57 81V80H56ZM111 82L112 84H109V83H106V82ZM4 82V84H0V88L1 87H3V88H8L9 87V89L11 88L10 86H12V81L10 80L9 81V84L7 83H5V81H3ZM55 82V81H54ZM70 82H75V83H70ZM86 82H88V81H86ZM183 82V81H182ZM190 82V81H189ZM256 82H255V84H256ZM183 83V84H184ZM191 83H193V82H191ZM259 83V82H258ZM37 84V85H38ZM51 85L53 84V83H50ZM58 84V85H59ZM116 84V85H115ZM21 85V84H20ZM19 85V86H20ZM38 85V86H39ZM46 86H44V88L45 87H48V88H45V91L47 90V92H45L44 91V89H42L41 88V90H39L40 92H42V93H46V94H50V93H48V91L49 92H51L50 90H51V88L49 87V86H47V84H45ZM50 85V86H51ZM59 85V86H60ZM94 85H96V84H93V86ZM115 85V86H114ZM185 85V86H186ZM190 85H192V84H190L189 83V85H188V87L190 86ZM57 86V85H56ZM55 85H52V88L53 87H56ZM58 86V87H59ZM67 86H69V87H67ZM179 86V87H180ZM195 86V87H196ZM254 86V85H253ZM15 87V86H14ZM14 87H12V89H14L15 91H17V92H19V93H15V92H13V90H10V92L12 91L13 92V94H15L16 96H18V94H20V92H21V90L19 91V89H17L16 90V88H14ZM18 87V86H17ZM36 87V86H35ZM56 88V89H59V88ZM110 87V86H109ZM167 87V88H168ZM182 87V86H181ZM187 87V86H186ZM187 87V88H188ZM192 87H193V85H192ZM192 87H191V89L190 88H188V89H190V90H192ZM243 87H246V86H243ZM251 87V86H250ZM256 87V86H255ZM61 88V87H60ZM83 88V87H82ZM87 88V87H86ZM89 88H91V87H89ZM103 88V87H102ZM116 88V87H115ZM169 88V89H170ZM29 89H31L30 87H29ZM94 89V88H93ZM92 89V90H93ZM95 89H97V88H95ZM118 89V88H117ZM187 89V90H188ZM193 89L195 90V88L193 87ZM247 89V88H246ZM255 89V88H254ZM32 90V89H31ZM35 90V89H34ZM53 90V89H52ZM60 90V89H59ZM62 90H64V89H62ZM62 90H61V92H62ZM91 90V91H92ZM114 90V89H113ZM164 90V91H163ZM172 89H170V90H168V92H170ZM184 90H185V87H184ZM194 90H192V91H194ZM240 90V89H239ZM239 90L237 91V92H239ZM245 90V89H244ZM248 90V89H247ZM253 90V89H252ZM44 91V92H43ZM55 90H53V92H54ZM58 91V90H57ZM67 91V90H66ZM65 90H64V92H66ZM102 91V90H101ZM111 91V90H110ZM180 90H178V92H179ZM192 91H191V94H192ZM241 91V90H240ZM264 91V90H263ZM0 92L2 93V96H6L7 94H10V92H7L6 90H3V91H1L0 90ZM12 92H11V94H12ZM26 92V91H25ZM27 92H28V90H27ZM26 92V93H27ZM59 92V91H58ZM64 92H62L61 94H62V96H60L61 98H63V96L64 95H66L67 94V92L66 93H64ZM88 92H90V89H89V91ZM87 92V93H88ZM107 92V91H106ZM167 92V93H168ZM186 91H183V93H185ZM190 92V91H189ZM235 92H234V94H235ZM1 93H0V95H1ZM30 93H31V91H30ZM52 93V92H51ZM71 93V92H70ZM69 92H68V94H70ZM73 93H75V92H73ZM80 93V92H79ZM91 93V92H90ZM94 93V92H93ZM92 93V94H93ZM96 93V92H95ZM97 93H99V91L97 92ZM112 93V92H111ZM10 94V95H11ZM12 94V95H13ZM59 94V93H58ZM83 94H85V93H83ZM83 94H81L80 93V96L81 95H83ZM166 97H167V95L165 94V93H163ZM172 94H175L176 95V93H172V91H171V95ZM181 94H182V92H181ZM186 94V93H185ZM184 94V95H185ZM188 94V93H187ZM249 94H251V91H250V93ZM254 94V93H253ZM262 94H264V92H262ZM22 95V94H21ZM56 95V94H55ZM60 95V94H59ZM71 95V94H70ZM72 95H74V94H72ZM71 95V96H72ZM76 95V94H75ZM86 95V94H85ZM84 95V96H85ZM111 95V94H110ZM227 95H229L230 97L228 98V96ZM252 95V94H251ZM24 96V95H23ZM30 96V95H29ZM42 96V95H41ZM48 96V95H47ZM79 96V95H78ZM90 96V95H89ZM94 96V95H93ZM105 96V95H104ZM178 96V95H177ZM177 96H171L172 97V99H169L170 101L171 100H175L176 99V97ZM181 96V95H180ZM179 96V97H180ZM207 96H209V97H207ZM248 96V95H247ZM260 96V98H261V96L262 95H259ZM38 97H40V96H38ZM52 97V96H51ZM82 97V96H81ZM88 97V96H87ZM166 97H164V98H166ZM258 96L257 95H255V97H253V98H255V99H253L252 97H250V98H252L251 100H247V98L248 97H246V102H244L242 105H235L234 104V106L232 107V110H233V114H232V116H233V119H231L230 121V123L231 124H229V126H228V124H226L227 125V127H232L233 125H235L236 123H237V125H235V126H233V129L236 131V130H238L239 128H242L241 126L239 127V123L237 122V120H235L234 121V119H240V117L241 118H243V116L245 115V112H244V115H243V111H247L246 112V115H248L249 113H248V111H250V114H251V116H254V118H256L255 116L256 115H258V113L259 112H261L262 114H264V98H263V100H261L260 99V101H261V104L263 105L262 107V109H260V110H257V108L259 107V106H257L256 105V103H257V101H256V98H257ZM263 97H264V95H263ZM12 98V97H11ZM14 98V97H13ZM56 98V97H55ZM54 98V99H55ZM82 98H84V97H82ZM105 98V97H104ZM115 98V97H114ZM167 98H170V97H167ZM182 98V97H181ZM201 98H205L206 99V101L202 104L200 101V103L202 104H200V106L197 108L196 107V109H193V107L194 106H197V104L196 105H194V106H192V108H191V106H190V104L189 103H191V101L193 100V101H195L196 99H197V102H198V99H200L201 100ZM4 99V98H3ZM17 99V98H16ZM67 99V98H66ZM81 99V98H80ZM89 99H90V97H89ZM99 99H100V97H99ZM103 99V98H102ZM149 99H150V101H149ZM179 99V98H178ZM204 99V100H205ZM228 99V100H227ZM25 100V99H24ZM31 100V99H30ZM47 100V99H46ZM56 100V99H55ZM55 100H54V102H47L46 101V105L48 106V103L51 105V106H55V105H58V104H56V102H55ZM60 101L62 100V99H59ZM107 100V99H106ZM112 100V99H111ZM115 100V99H114ZM168 99H166V101H167ZM236 101V98L235 99H233V101ZM254 100L256 101V102H254ZM6 101V100H5ZM43 101H45V99L43 100ZM65 101V100H64ZM73 101V100H72ZM75 101V100H74ZM163 101V104H164V99L162 100ZM170 101H167V103H168V105H169V102ZM172 101V102H173ZM177 101V100H176ZM183 101H181V102H183ZM20 102V101H19ZM27 102H28V100H27ZM40 102V101H39ZM62 102H63V100H62ZM71 102V101H70ZM79 102V101H78ZM92 102V101H91ZM100 102V101H99ZM178 102H180L179 100H178ZM196 102V101H195ZM195 102L193 103V104H195ZM196 102V103H197ZM238 102H239V99H238ZM2 103V102H1ZM53 103H55L54 105H53ZM59 103V102H58ZM71 103H73V102H71ZM70 103V104H71ZM87 103V102H86ZM103 103V102H102ZM123 103V104H122ZM174 104H175V102H173ZM172 103V104H173ZM232 103V102H231ZM8 104V103H7ZM62 104V103H61ZM68 104V103H67ZM66 104V105H67ZM73 104H77L76 102L75 103H73ZM73 104H71L72 106V108H73ZM83 104V103H82ZM90 104V103H89ZM92 104V103H91ZM99 104V103H98ZM149 104V106H148V109L149 110H146V108H147V105ZM173 104V105H174ZM181 104V103H180ZM188 104H189V107H188ZM192 104V103H191ZM199 104V103H198ZM261 104H260V106H261ZM18 105V104H17ZM42 105V104H41ZM44 105H45V103H44ZM81 105V104H80ZM86 105V104H85ZM165 105V104H164ZM163 105V106H164ZM167 105V104H166ZM166 105H165V107H166ZM51 106H48V107H50L51 108ZM87 106V105H86ZM90 106V105H89ZM96 106V105H95ZM231 105L229 104V107H230ZM4 107V106H3ZM7 107V106H6ZM27 107V106H26ZM62 107H64V106H62ZM70 107V106H69ZM77 107L79 108V105H77ZM82 107H84L83 105H82ZM165 107H163V109L165 108ZM9 108V107H8ZM20 108V107H19ZM49 108V109H50ZM56 108V107H55ZM96 108V107H95ZM166 108V109H167ZM189 108L191 109L190 111H189ZM15 109V108H14ZM21 109V108H20ZM24 109V108H23ZM52 109H53V107H52ZM85 109H86V107H85ZM98 109H100V108H98ZM97 109V110H98ZM193 109V110H192ZM235 109V110H234ZM1 110V109H0ZM5 110V109H4ZM17 109H15V111H16ZM69 110V109H68ZM74 110V109H73ZM72 110V111H73ZM77 110V109H76ZM79 110V109H78ZM91 110V109H90ZM155 110V109H154ZM162 110V109H161ZM160 110V111H161ZM9 111H11V109H9ZM107 111V110H106ZM52 112V111H51ZM89 112V111H88ZM98 112V111H97ZM118 112V113H119ZM152 112H154L153 110H152ZM159 112V111H158ZM157 112V113H158ZM166 112V111H165ZM9 113V112H8ZM25 113V112H24ZM24 113H23V115H24ZM96 113V112H95ZM102 113V112H101ZM106 113V112H105ZM123 113V112H122ZM147 113V112H146ZM145 113V114H146ZM162 113V112H161ZM163 113H164V110H163ZM162 113V114H163ZM261 113L259 114V116L261 115ZM20 114V113H19ZM48 114V113H47ZM86 114V113H85ZM91 114H92V112H91ZM93 114H94V111H93ZM113 114V113H112ZM137 114V113H136ZM151 114V113H150ZM153 114H155V113H153ZM160 114V113H159ZM187 114V115H186ZM225 114V113H224ZM229 114V113H228ZM75 115V114H74ZM97 115V114H96ZM99 115V114H98ZM125 115H127V114H125ZM135 115V114H134ZM152 115V114H151ZM161 115V114H160ZM164 115V114H163ZM166 115V114H165ZM164 115V116H165ZM171 115V116H170ZM184 115H186L185 117H183ZM245 115V116H246ZM48 116H49V114H48ZM73 116V115H72ZM138 116V115H137ZM141 116V115H140ZM143 116H145V115H143ZM148 116V115H147ZM156 116V115H155ZM231 116V117H232ZM249 116V117H248ZM247 117L248 118H250V115H248ZM263 116V115H262ZM10 117V116H9ZM11 117H13V116H11ZM98 117V116H97ZM112 117V116H111ZM110 117V118H111ZM132 117V116H131ZM231 117H229L228 119H230ZM14 118V117H13ZM89 118H90V116H89ZM109 118V117H108ZM114 118V117H113ZM123 118V117H122ZM252 118V117H251ZM253 118V119H254ZM15 119V118H14ZM96 120V117L94 116L93 117V119L91 118L90 120L92 121V120ZM101 119H102V117H101ZM100 119V120H101ZM105 119V118H104ZM164 119H165V117H164ZM227 119V118H226ZM253 119H251L250 121H253ZM85 120V119H84ZM94 120V123H93V121L91 122V123H88V125H87V129H89V128H91V126L94 124H99L100 123V121L98 120V118H97V120L95 121ZM103 120V119H102ZM126 120V119H125ZM128 120V119H127ZM223 120V119H222ZM104 121V120H103ZM106 122H107V119L105 120ZM220 121H221V119H220ZM224 121V120H223ZM229 121V120H228ZM233 121V122H232ZM139 122V121H138ZM222 122V121H221ZM239 122H241V120L239 121ZM105 123V122H104ZM103 122L102 123H100L99 125H101V124H104ZM110 123V122H109ZM115 123H117V125L115 124ZM122 123H124V122H122L121 121V123H120V120H117V121H115L114 123L112 122V123H110L109 124V126L110 127H112V128H117V126H118V124H119V126L118 127H120V125H122ZM137 123V122H136ZM229 123V122H228ZM232 123H233V125H232ZM249 123V122H248ZM247 123V124H248ZM134 124V123H133ZM164 124V123H163ZM186 124V123H185ZM185 124H183V125H185ZM186 124V125H187ZM78 125V124H77ZM81 125V124H80ZM84 125V124H83ZM98 125V126H99ZM135 125V124H134ZM143 124H139V126H142ZM185 125V126H186ZM190 125V124H189ZM192 125V124H191ZM190 125V126H191ZM231 125V126H230ZM240 125H241V123H240ZM116 126V127H115ZM124 126V125H123ZM126 126H128V125H126ZM165 126V125H164ZM248 126H251L250 125V123H249V125ZM248 126H246L248 129H249V127ZM51 127V126H50ZM57 127V126H56ZM55 127V128H56ZM66 127V126H65ZM80 127V126H79ZM82 127H84V126H82ZM95 127V126H94ZM97 127V126H96ZM104 127V126H103ZM106 127V126H105ZM178 127V126H177ZM178 128V132H179V129H182L183 127H181V128ZM187 127V126H186ZM186 127H184L182 130L184 131V129H186V131L189 129H187ZM211 127H213V126H211ZM214 127H215V125H214ZM214 127L213 128H211V129H214ZM54 128V127H53ZM58 128V127H57ZM71 128V127H70ZM69 128V129H70ZM74 128V127H73ZM93 128V127H92ZM137 128H138V126H137ZM136 128V129H137ZM144 128V127H143ZM251 128V127H250ZM60 129V128H59ZM68 128H67V130H69ZM84 129H85V127H84ZM106 129V128H105ZM109 129V128H108ZM119 129V128H118ZM117 129V130H118ZM122 129V128H121ZM136 129H135V131H136ZM202 129V130H203ZM54 130V129H53ZM63 130H65V129H63ZM86 130V129H85ZM117 130H115V131H117ZM123 130H125V129H123ZM131 130V129H130ZM180 131V133H182L183 134V131ZM202 130H200V132H202ZM217 130V129H216ZM216 130H215V132H216ZM230 130H232V128L230 129ZM229 130V131H230ZM241 130V129H240ZM240 130H239V132H240ZM51 131V130H50ZM80 131V130H79ZM101 131V130H100ZM104 131V130H103ZM109 131V130H108ZM107 131V132H108ZM189 131V130H188ZM205 131V130H204ZM220 131V130H219ZM233 131V130H232ZM231 131V132H232ZM47 132V131H46ZM59 132V131H58ZM69 132H70V130H69ZM82 132V131H81ZM80 132V133H81ZM88 132H90V131H88ZM87 132V133H88ZM114 132V131H113ZM121 132V131H120ZM206 132V131H205ZM215 132L212 134V132H211V136H212V138L214 139L215 137H216V134H215ZM230 132V133H231ZM3 133V132H2ZM62 133V132H61ZM64 133V132H63ZM65 133H67L66 131H65ZM84 133H85V131H84ZM92 133V132H91ZM97 133V132H96ZM115 133V132H114ZM138 133V132H137ZM151 133H153V132H151ZM188 133V132H187ZM195 133H193V134H195ZM199 133V132H198ZM198 133H196V135L197 136H199L198 135ZM202 133H204V132H202ZM219 133V132H218ZM230 133L228 132V135H230ZM234 133V135L236 134L235 132H233ZM238 133V132H237ZM50 134V133H49ZM53 134H56V133H53ZM68 134V133H67ZM78 134V133H77ZM77 134H76V136H77ZM89 134V133H88ZM92 134H95L94 132L92 133ZM92 134H91V136H89V138L88 137H86L85 136V140L86 141H89L90 140V138L91 137H93L92 136ZM107 134V133H106ZM117 134V133H116ZM115 134V135H116ZM129 134V133H128ZM189 134V133H188ZM192 134V133H191ZM192 134V136H194ZM208 134H210V133H207L206 132V134H204V139H205V137L207 136V138H208ZM44 135V134H43ZM59 135V134H58ZM97 135V134H96ZM111 135V134H110ZM140 135V134H139ZM142 135V134H141ZM152 135V134H151ZM177 135H179L178 137L180 138H182V137H184V135H185V133H184V135L183 136H180L181 134H177ZM176 135V136H177ZM187 135V134H186ZM213 135H215V137H213ZM220 136V133L219 134H217V136ZM228 135L226 136V137H228ZM51 136V135H50ZM53 136V135H52ZM73 136V135H72ZM71 135H70V137H72ZM117 136V135H116ZM188 136V135H187ZM189 136H191L190 134H189ZM191 136V137H192ZM200 136H202L201 134H200ZM236 136H237V134H236ZM235 136V137H236ZM238 136H239V134H238ZM55 137H56V135H55ZM74 137V136H73ZM81 137V136H80ZM83 137V136H82ZM119 137V136H118ZM140 137V136H139ZM224 137L225 136H221V137H218V139H216V140H212V141H210L211 143H209L207 140L209 139H207V140H205L204 142H206V143H209V144H204V142L202 141L201 142V144L200 143H198V144H200V145H202V143L205 145V146H207V147H204V145L203 146H201L203 149H205V150H203L201 147H200V145H198L197 143V148L199 149V148H201L202 149V151L203 152H200V153H196L197 154V156L195 155V157L193 156L191 159L190 158H188L187 159V161H186V159L184 160V161H186V162H184L183 164H179L178 162H180V161H182V160H180V159H178V166L176 167V165L177 164H173V167H172V171L173 172H176L177 170H179V171H183V170H185L186 172L188 171V169L189 170H192L191 168H196L195 170H193V171H188L187 173H186V175H190V176H194V175H199L201 172H202V170L200 169V166L201 165H206V164H209L210 162H212V163H214V166H215V169H216V166L217 165H219V168H221V163H223V161H224V158H225V153H227L228 151H230V150H233V148H234V146L235 145H237V143L238 142H240V140H236V144H229V146H228V144H226V142L230 139V138H234V136H233V134H232V137L231 136H229L228 137V139H227V141H224L225 139H224ZM49 138H51V137H49ZM52 138H54V137H52ZM51 138V139H52ZM68 138V137H67ZM99 138V137H98ZM112 138V137H111ZM116 138V137H115ZM121 138V137H120ZM130 138V137H129ZM144 138V137H143ZM190 138V137H189ZM196 137H194V138H192V139H195ZM198 138V137H197ZM200 138V137H199ZM72 139V138H71ZM89 139V140H88ZM97 139V138H96ZM114 139V138H113ZM112 139V140H113ZM121 139H123V138H121ZM184 139V138H183ZM191 139V140H192ZM50 140V139H49ZM82 140V139H81ZM118 140V139H117ZM130 140V139H129ZM128 140V141H129ZM148 140V139H147ZM175 140V139H174ZM178 140V139H177ZM191 140L190 139H188V140H186V141H190L191 142ZM231 140V139H230ZM230 140L228 141V142H230ZM234 140V139H233ZM232 140V141H233ZM40 141V140H39ZM39 141H38V143H39ZM43 141V140H42ZM62 141V140H61ZM71 141H74L73 139L71 140ZM76 141H78V140H76ZM80 141V140H79ZM114 141V140H113ZM185 141V140H184ZM238 141V142H237ZM44 142V141H43ZM46 142V141H45ZM67 142V141H66ZM49 143V142H48ZM61 143V142H60ZM67 143H69V142H67ZM74 143V142H73ZM86 143H88V142H86ZM86 143H85V141H84V144L86 145ZM163 143H166V142H163ZM230 143H233V142H230ZM53 144V143H52ZM75 144H77V143H75ZM167 144V143H166ZM182 144H183V142H182ZM181 144V145H182ZM33 145V144H32ZM46 145V144H45ZM63 145V144H62ZM65 145H67V144H65ZM81 145H82V143H81ZM154 145V146H153ZM159 145H160V143H159ZM173 145V144H172ZM175 145H177V144H174L173 145V147H175ZM178 145H179V142H178ZM186 145H188V144H186ZM239 145V144H238ZM238 145H237V147H238ZM28 146V145H27ZM42 146V145H41ZM58 146V145H57ZM79 146V145H78ZM89 146V145H88ZM157 146V145H156ZM162 146V145H161ZM164 146V145H163ZM170 146V145H169ZM195 146V145H194ZM194 146H192L191 148H193ZM199 146V147H198ZM212 146H214V147H212ZM31 147V146H30ZM46 147V146H45ZM45 147H43V148H45ZM62 147L63 146H61V147H58V148H61L62 149ZM65 147V146H64ZM72 147V146H71ZM74 147V146H73ZM81 147V146H80ZM172 147V148H173ZM178 147V146H177ZM177 147H175L176 149H177ZM179 147H181V146H179ZM178 147V148H179ZM182 147H185V145H183ZM36 148H37V146H36ZM42 148V147H41ZM42 148V149H43ZM70 148V147H69ZM86 148H88V147H86ZM136 148V149H135ZM156 148V147H155ZM162 148V147H161ZM175 148H173L174 150H175ZM38 149V148H37ZM48 149V148H47ZM53 149H56V148H53ZM118 149V148H117ZM120 149V148H119ZM159 149V148H158ZM170 149V148H169ZM181 149V148H180ZM185 149H187V148H185ZM190 149V148H189ZM194 150H195V147L193 148ZM25 150V149H24ZM30 150V149H29ZM31 150H33L32 148H31ZM35 150V149H34ZM114 150V149H113ZM123 150V149H122ZM164 150H167V149H164ZM174 150H172V151H174ZM188 150V149H187ZM17 151V150H16ZM26 151V150H25ZM115 151V150H114ZM163 151V150H162ZM169 151V150H168ZM186 150H183L181 153H183V152H185ZM193 151V150H192ZM49 152H52L51 150L49 151ZM81 152V151H80ZM177 152V151H176ZM194 152H196V151H194ZM6 153H8V152H6ZM47 153V152H46ZM45 153V154H46ZM79 153V152H78ZM120 153V152H119ZM123 153V152H122ZM149 153V152H148ZM180 153V152H179ZM188 154L189 153H191V152H187ZM212 153V154H211ZM56 154V153H55ZM74 154H75V152H74ZM79 154H81V153H79ZM121 154V153H120ZM144 154V153H143ZM143 154H142V156H143ZM185 154V153H184ZM51 155V154H50ZM78 155V154H77ZM110 155V154H109ZM134 155H136V154H134ZM133 155V156H134ZM182 155V154H181ZM187 155V154H186ZM186 155H184V156H186ZM193 155V154H192ZM191 155V156H192ZM200 155V156H199ZM42 156H44V155H42ZM52 156V155H51ZM50 156V157H51ZM139 156H141V155H139ZM188 156V155H187ZM187 156H186V158H187ZM190 156V157H191ZM53 157V156H52ZM135 157V156H134ZM138 157V156H137ZM143 157H145V156H143ZM189 157V156H188ZM46 158V157H45ZM133 158V157H132ZM140 158V157H139ZM180 158H181V156H180ZM185 157H183V159H184ZM49 159V158H48ZM52 159V158H51ZM108 159H109V157H108ZM120 159V158H119ZM118 159V161H120ZM129 159V160H130ZM136 159V158H135ZM138 159V158H137ZM128 160V161H129ZM180 160V161H179ZM118 161H116L114 164H112L110 167H109V169H106V167L108 168V166L106 165L105 166V168H102V169H100V170H95V171H93L91 174H88L87 176L90 178V179H94V180H96V181H93V182H95L94 184H96L95 186V188H102L103 186H104V184L106 183L105 182V180H109V178H112V177H117L118 175H120V173L121 172H123V170H125V169H123L124 168V165H125V163H124V165H121ZM141 161H142V157H141ZM175 163H176V161H174ZM8 164H11V163H8ZM109 164V163H108ZM12 166V165H11ZM127 166V165H126ZM96 167V166H95ZM100 167V166H99ZM5 168H6V166H5ZM8 168H10V167H8ZM94 168V167H93ZM7 170V169H6ZM92 171V170H91ZM90 171V172H91ZM179 171H177V172H179ZM203 171H206V170H203ZM207 171H209V169H207ZM6 172V171H5ZM89 172V173H90ZM170 172V171H169ZM176 172V173H177ZM2 173V172H1ZM0 173V174H1ZM181 173V172H180ZM189 173V174H188ZM80 174H83V170H81L80 171V173H79V175ZM122 174V173H121ZM3 175H5V174H3ZM76 175V174H75ZM78 175V174H77ZM172 175V174H171ZM176 175V174H175ZM179 175V174H178ZM86 176V175H85ZM86 176V178H88ZM174 176V175H173ZM185 176V175H184ZM1 177H2V174H1ZM69 177V176H68ZM171 177V176H170ZM89 178H88V182H89ZM69 179H71L70 177H69ZM73 179V181L75 182V180H74V178H72ZM77 181V180H76ZM62 183V182H61ZM60 183V184H61ZM70 183V182H69ZM68 183V181H64L62 184H64L65 186H66V184H69ZM78 183V182H77ZM79 183H81V182H79ZM91 183V182H90ZM61 184V185H62ZM108 184V183H107ZM60 185V186H61ZM79 185V184H78ZM89 185V184H88ZM88 185H86V182L84 183V182H82L81 183V186H83V188H85L86 186L88 187ZM92 185V184H91ZM93 186V185H92ZM76 188V187H75ZM82 188V187H81ZM91 188V187H90ZM78 189V188H77ZM93 189V188H92ZM79 190V189H78ZM82 190V189H81ZM89 190V189H88ZM98 190V189H97ZM1 191H3V190H1ZM85 192H86V190H84ZM90 191V190H89ZM88 191V192H89ZM77 193H79V192H77ZM80 195V194H79ZM79 195H77V196H79ZM80 197V196H79ZM78 198V197H77ZM150 199V198H149ZM76 200V199H75ZM78 200H79V198H78ZM220 200H222V198H218V201L220 202ZM154 202L155 203H157V199H156V201L154 200ZM73 204V203H72ZM75 204H77V201H76V203ZM144 204V203H143ZM79 206V205H78ZM153 206V205H152ZM155 206V205H154ZM154 206H153V209H150L151 210V212H154V211H156V209H157V206H156V208L154 209ZM72 207H75V206H72ZM80 207V206H79ZM79 207L77 208V207H75L76 208V211L79 209ZM71 208V207H70ZM158 209H159V207H158ZM68 210H69V208H68ZM72 210V209H71ZM70 210V211H71ZM82 210V209H81ZM149 210V211H150ZM153 210V211H152ZM69 211V212H70ZM75 211V210H74ZM9 212V211H8ZM157 213L159 212L160 213V215L159 216H155L154 218H151L150 220H151V222L153 223V224H156V223H158L159 221H160V219H161V214H162V212H163V210L161 211L160 209L158 210V211H156ZM142 213V212H141ZM166 213V212H165ZM72 214V213H71ZM74 214V213H73ZM148 215H149V213H148ZM153 215V214H152ZM158 215V214H157ZM151 216V215H150ZM154 216V215H153ZM177 217V216H176ZM148 218V217H147ZM146 218V219H147ZM183 218V217H182ZM141 220V219H140ZM174 220V219H173ZM186 221V220H185ZM214 221V220H213ZM168 222V221H167ZM160 224V223H159ZM167 226H169V225H167ZM166 227V226H165Z\"/></svg>","mask_w":264,"mask_h":264}]
</instances>
